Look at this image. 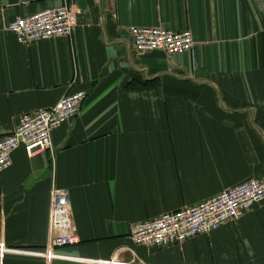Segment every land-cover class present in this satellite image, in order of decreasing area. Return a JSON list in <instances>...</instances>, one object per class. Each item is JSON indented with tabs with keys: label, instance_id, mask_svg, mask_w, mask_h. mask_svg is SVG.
<instances>
[{
	"label": "crops",
	"instance_id": "obj_1",
	"mask_svg": "<svg viewBox=\"0 0 264 264\" xmlns=\"http://www.w3.org/2000/svg\"><path fill=\"white\" fill-rule=\"evenodd\" d=\"M65 4L69 38L21 45L7 29ZM133 27L189 32L193 50L138 54ZM77 91L81 111L51 150L20 147L0 172V264H264V200L181 245L129 238L264 178V0H0V139ZM55 190L68 194L72 245L51 243Z\"/></svg>",
	"mask_w": 264,
	"mask_h": 264
},
{
	"label": "built area",
	"instance_id": "obj_2",
	"mask_svg": "<svg viewBox=\"0 0 264 264\" xmlns=\"http://www.w3.org/2000/svg\"><path fill=\"white\" fill-rule=\"evenodd\" d=\"M76 23V15L65 4L32 16L16 18L7 29L19 44L29 45L52 38H69ZM130 34L134 51L138 54L159 51L171 55L193 50L194 43L189 32L175 33L160 28L133 27ZM85 98L82 91L66 94L52 108L20 116L13 133L0 139V172L10 165L12 154L20 147L29 158L51 150L53 130L78 116ZM263 200L264 178L250 179L197 206L185 207L153 220L134 224L130 228L129 238L133 244L150 249L181 245L238 220L254 204ZM64 212L68 213L70 220L62 219ZM66 224L73 225V229L63 237L61 233L58 234V230H65ZM49 227L53 247L76 243L69 198L65 191L52 192Z\"/></svg>",
	"mask_w": 264,
	"mask_h": 264
}]
</instances>
